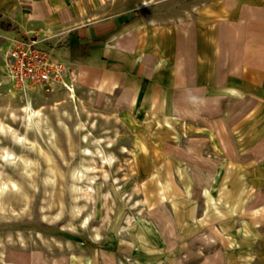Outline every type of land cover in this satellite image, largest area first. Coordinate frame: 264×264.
<instances>
[{"label": "rangeland", "instance_id": "1", "mask_svg": "<svg viewBox=\"0 0 264 264\" xmlns=\"http://www.w3.org/2000/svg\"><path fill=\"white\" fill-rule=\"evenodd\" d=\"M147 2L144 9L151 8L156 0ZM163 2L153 10L174 28L176 55L173 65L181 81L178 112L185 120L182 139L167 135L155 138L149 134L144 114L135 115L131 102L123 100L119 92L110 100L103 95L92 99L86 93L88 85L83 84L81 95L89 103L87 109L83 108V115L98 122L97 135L104 133L107 127L116 138L113 149L122 165L116 172L122 182L120 191L125 197L131 194L122 231L114 236L110 230L119 201L116 195L106 193L110 182L99 180L89 207L74 219L69 181L64 179L65 186L62 187V180L56 177L45 185L46 171L41 170L37 182H32L35 174L23 172L22 161L10 164L2 158V147L19 154L23 152L8 133L0 132V180L16 179L24 185V190L32 193L24 210L15 213L7 205V209L0 212V264H74L71 252L80 256L86 252L95 264H264V0H182L171 5L167 0ZM28 3L29 0L20 2L24 8H29ZM53 9L58 12L65 9L73 24L85 18L88 20V15L90 20H95L100 13L110 14L116 10L115 5L103 0H81L78 4L56 5ZM21 14L14 20L0 22L5 25L0 27V79L6 76L11 81L0 87V124H12L23 132V107L29 96L34 97L36 105H45L54 118V103L65 99L66 94L28 92L12 80L7 58L13 41L34 38L44 48L53 49L55 42H48L47 37H54L56 42L62 38L52 34L58 32V26L46 28L44 21L24 20L22 10ZM78 70L72 66V81H76ZM142 103L143 112L160 113L158 108H144ZM13 113L18 116L14 117ZM132 115L136 116L138 124L131 122L129 117ZM134 126L146 133L149 145L140 168L132 152ZM122 146L128 149L124 150ZM32 154L37 155L35 151ZM167 157L172 160L167 163L166 170L174 169L176 159H181L195 182L194 197L188 201L185 210L189 214V224L181 227L171 201L147 211L145 218L154 223L158 244L166 245L167 250L138 255L132 251V238L126 234V226L130 217L137 221L142 214L130 203L135 198L145 197L139 189H144L146 183L153 185L152 176L162 168ZM226 163L237 166L231 189L237 191L248 187L252 196L249 202L237 204L238 208L243 204L248 209L225 219L234 223L228 231L240 242L235 247L223 231L224 221H212L199 227L210 213L205 190H213L219 184V170ZM178 183L181 189L185 188L182 181ZM36 184L41 185L40 189L35 190ZM58 188L65 192V209L61 214H56L58 206L49 205ZM52 191H55L53 196ZM23 203L20 199L13 201L18 208ZM259 208L263 211L253 215ZM88 211L92 224L89 231L73 232L72 224ZM244 219L251 221L254 232L241 237L238 231L243 228ZM255 220L260 222L253 225ZM97 230L103 232L100 243L91 236Z\"/></svg>", "mask_w": 264, "mask_h": 264}, {"label": "bare ground", "instance_id": "2", "mask_svg": "<svg viewBox=\"0 0 264 264\" xmlns=\"http://www.w3.org/2000/svg\"><path fill=\"white\" fill-rule=\"evenodd\" d=\"M148 0L144 1L148 5ZM154 1V0H153ZM58 7L60 4L57 3ZM25 13L32 17L30 11ZM146 29V26L143 27ZM143 54V52H142ZM138 56L130 57L129 69L134 65ZM164 61L161 60V64ZM110 72L91 70L81 67L77 71L76 81L66 80V84L55 91V93H64L66 98L58 100L54 103V118L47 112L46 106L36 105L33 96H29L28 101L23 107L25 113L23 132H20L12 124L1 122L0 132L8 133L9 138L22 149V154L8 150L2 147V158L10 164L22 161L21 170L29 175L35 174L32 182H37V175H40L41 170L46 171L43 176L45 185L50 184L56 177H60V186H65L64 179L70 183L73 204V217L78 219L81 216L82 210L89 207L91 199L94 198L96 185L99 180L104 179L110 182V187L106 189V193L114 194L119 201L117 204L116 219L111 226V235H116L122 231L124 223H122L129 209V200L131 194L125 197V194L120 191L119 175L116 174L122 168L121 159L115 153L113 147L116 145V138L111 134L109 128H104V133L97 135L95 130H98L99 124L91 118H86L83 115V108H88V102L81 95L83 84L88 85L86 89L87 95L94 99L99 96H104L111 99L117 95V89L109 84ZM0 87L11 84L9 77L0 79ZM140 89L137 90L135 97L131 101L132 109L135 115L144 114L143 120L149 128V134L155 138L161 135L170 136L176 140H181L184 135L185 120L181 112L176 116H168L163 113H156L152 110L143 112L141 109ZM156 108V107H155ZM143 112V113H142ZM135 115L130 116L133 124H138V119ZM14 117L18 115L13 113ZM134 144L132 150L137 166L141 167L142 156L148 152L149 145L146 141V133L133 127ZM205 130V129H200ZM32 133L34 136H32ZM214 134H212L213 136ZM160 138V137H159ZM161 140H156L159 142ZM122 149L127 150L126 146ZM37 153L34 156L32 153ZM20 159V160H19ZM172 160L167 157L162 168L166 170V165ZM67 165V166H66ZM160 168L152 176L150 185L144 184V198H135L130 204L136 209L139 214H142L137 221L133 217L128 219L127 233L132 238V251L138 255H152L161 253L167 250L166 245L158 244L156 227L145 217V213L149 210L159 208L160 204L171 201L178 217L181 227L189 224L187 212V203L192 200L195 192V182L189 175L187 164L181 159H176L174 169L168 168L163 172ZM237 166L235 163L223 164L219 170L218 185L213 190L206 188V201L210 209L209 218L204 219L199 223V227H204L210 222L224 221L223 231L235 247L240 245L239 240L235 239V235L228 230L232 227L230 221H225L228 217L235 216L236 213L248 207L242 204L238 208L237 204L249 202L252 198L248 187H242L239 190L231 189V182ZM182 181L185 188L181 189L178 181ZM40 184H36L35 190L40 189ZM216 191V192H215ZM55 191H52L53 196ZM65 192L62 188H58L49 205L52 207L58 206V212L61 214L65 209ZM32 193L24 190V185L18 180L8 178L0 180V212L6 210V206L10 205L13 212H18L20 209H25L31 200ZM14 199H20L24 202L20 207L13 204ZM107 200V199H105ZM263 211L259 208L253 215H258ZM236 218H234L233 222ZM259 220L252 221L253 225ZM243 228L238 231L241 237H246L253 234L251 221L244 219ZM89 211L81 217L77 223L72 224V231L76 233L89 231L91 227ZM124 226V227H125ZM92 239L95 242H102L103 232L97 230L91 233ZM163 243L165 240L162 241ZM72 254V262L74 264H95L93 258L88 253L78 255ZM15 264V263H11ZM145 264V263H143ZM150 264V263H146Z\"/></svg>", "mask_w": 264, "mask_h": 264}, {"label": "crops", "instance_id": "3", "mask_svg": "<svg viewBox=\"0 0 264 264\" xmlns=\"http://www.w3.org/2000/svg\"><path fill=\"white\" fill-rule=\"evenodd\" d=\"M57 1L60 5L81 3V0H29V8H24L21 0H0V22L14 20L22 15V10L24 20L44 21L46 28L58 26V32L52 34L62 36L59 42L52 36L47 37L48 42H55L53 50L58 58L78 69L110 72L109 84L123 100L131 102L140 89L144 108L156 107L164 115L176 116L181 81L173 65L174 28L153 10L164 4L163 0H156L146 9L143 8L145 0H103L115 5L116 10L110 14L100 13L95 20H90L88 15V20L85 18L76 24L71 23L65 9L62 12L53 9ZM167 1L169 5L182 2ZM132 55L138 58L129 69Z\"/></svg>", "mask_w": 264, "mask_h": 264}, {"label": "built area", "instance_id": "4", "mask_svg": "<svg viewBox=\"0 0 264 264\" xmlns=\"http://www.w3.org/2000/svg\"><path fill=\"white\" fill-rule=\"evenodd\" d=\"M7 64L14 83L28 92L53 94L66 84V80L72 81L71 64L34 38L13 41Z\"/></svg>", "mask_w": 264, "mask_h": 264}, {"label": "trees", "instance_id": "5", "mask_svg": "<svg viewBox=\"0 0 264 264\" xmlns=\"http://www.w3.org/2000/svg\"><path fill=\"white\" fill-rule=\"evenodd\" d=\"M0 27H1V28H4V27H5V25H4V24H1V25H0Z\"/></svg>", "mask_w": 264, "mask_h": 264}]
</instances>
